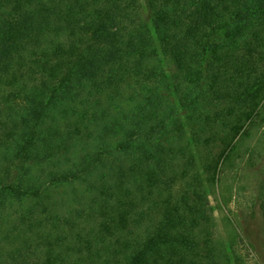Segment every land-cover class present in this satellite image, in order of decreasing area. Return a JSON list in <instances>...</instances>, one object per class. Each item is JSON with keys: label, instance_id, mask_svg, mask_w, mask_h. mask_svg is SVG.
Returning <instances> with one entry per match:
<instances>
[{"label": "trees", "instance_id": "16d2710c", "mask_svg": "<svg viewBox=\"0 0 264 264\" xmlns=\"http://www.w3.org/2000/svg\"><path fill=\"white\" fill-rule=\"evenodd\" d=\"M11 211L25 239L0 234V264H249L264 0H0V225Z\"/></svg>", "mask_w": 264, "mask_h": 264}, {"label": "rangeland", "instance_id": "374dc122", "mask_svg": "<svg viewBox=\"0 0 264 264\" xmlns=\"http://www.w3.org/2000/svg\"><path fill=\"white\" fill-rule=\"evenodd\" d=\"M143 8H144L145 15H147L148 11L146 7H143ZM165 68H166L167 74L170 75L173 70L172 63L170 61H166ZM169 99H171L170 101L172 102V100L175 98L174 96H171V98L169 96L168 101ZM191 140H192L191 135L187 133L185 137V141L190 142ZM221 144L222 142H217L212 145L211 148H212L213 153H216L217 151H219ZM205 150L203 149V151ZM185 161L186 159H184V162ZM200 163L201 162L197 161V167L201 165ZM253 172L254 171L251 170L248 174L249 176L247 175V177L245 176L244 178L240 177L239 179L240 180L239 183L241 184L242 190L244 191L245 195H247L246 196L247 199L252 197L253 187L255 186L254 181L256 179L254 178ZM183 184H184V181L180 180L175 187L176 191L182 190ZM71 191H72L71 188L67 185L57 187V190L52 189V192L57 193L58 197L65 201L66 206H65L64 211L66 213H68V210L71 209L75 205L72 198L67 196L69 193H71ZM67 197H69L70 200H68ZM13 213L14 211H11V218L6 219L5 222L0 225V234L2 237L7 236V235L11 236L10 243H12L13 246H16V245H19L23 239H25V236H24V231H23L24 227L19 228L15 230L13 233L9 234L11 228H13V221H14ZM242 226H243V231H242L243 237L241 240V246L248 256L249 264H264V237H263L262 224H261V213L258 212L255 217L244 219L242 221ZM10 243H8L7 245H9Z\"/></svg>", "mask_w": 264, "mask_h": 264}]
</instances>
